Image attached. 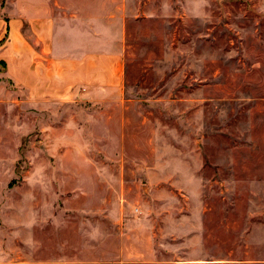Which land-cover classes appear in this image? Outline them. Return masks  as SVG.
<instances>
[{"label": "rangeland", "instance_id": "374dc122", "mask_svg": "<svg viewBox=\"0 0 264 264\" xmlns=\"http://www.w3.org/2000/svg\"><path fill=\"white\" fill-rule=\"evenodd\" d=\"M49 1L121 88L39 99L0 59V264H264V0Z\"/></svg>", "mask_w": 264, "mask_h": 264}, {"label": "crops", "instance_id": "0c3cea01", "mask_svg": "<svg viewBox=\"0 0 264 264\" xmlns=\"http://www.w3.org/2000/svg\"><path fill=\"white\" fill-rule=\"evenodd\" d=\"M49 2L0 0V35L4 31L8 35L7 42L0 44V59L11 78L26 88L31 97L39 99H66L78 88L94 97L109 96L119 90V54L64 58L55 53L52 18L57 9ZM67 44L68 41L64 43Z\"/></svg>", "mask_w": 264, "mask_h": 264}]
</instances>
